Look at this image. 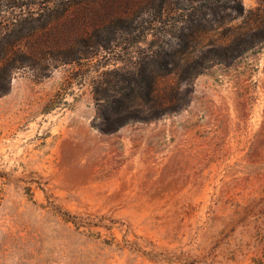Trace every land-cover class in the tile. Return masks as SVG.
I'll return each instance as SVG.
<instances>
[{
	"label": "rangeland",
	"instance_id": "obj_1",
	"mask_svg": "<svg viewBox=\"0 0 264 264\" xmlns=\"http://www.w3.org/2000/svg\"><path fill=\"white\" fill-rule=\"evenodd\" d=\"M24 2L0 0V36L31 52ZM130 56L33 55L14 73L0 96V264H264V44L180 83L181 110L104 133L93 82Z\"/></svg>",
	"mask_w": 264,
	"mask_h": 264
},
{
	"label": "trees",
	"instance_id": "obj_2",
	"mask_svg": "<svg viewBox=\"0 0 264 264\" xmlns=\"http://www.w3.org/2000/svg\"><path fill=\"white\" fill-rule=\"evenodd\" d=\"M23 5L39 23V40H32L34 28L26 32L34 49L29 52L20 44L23 36L18 32L9 41L0 36V96L10 91L16 71L35 65L33 55L55 67L100 50L118 57L131 55V68L103 70L93 82L96 125L104 133L181 110L189 90L181 97L180 83H189L213 64H232L264 44V0L249 11L243 0H27ZM236 18L245 25L231 26ZM149 36L153 39L142 46ZM165 56L172 59L175 71L182 66L176 59L185 61L171 91L161 95V79L173 72L163 63Z\"/></svg>",
	"mask_w": 264,
	"mask_h": 264
}]
</instances>
